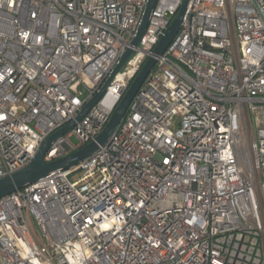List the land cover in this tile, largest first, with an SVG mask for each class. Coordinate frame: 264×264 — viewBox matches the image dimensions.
I'll use <instances>...</instances> for the list:
<instances>
[{
  "label": "built area",
  "instance_id": "built-area-1",
  "mask_svg": "<svg viewBox=\"0 0 264 264\" xmlns=\"http://www.w3.org/2000/svg\"><path fill=\"white\" fill-rule=\"evenodd\" d=\"M182 2L134 47L148 0H0V179L134 48L45 160L94 141ZM0 264H264V0H190L105 144L0 198Z\"/></svg>",
  "mask_w": 264,
  "mask_h": 264
},
{
  "label": "water",
  "instance_id": "water-1",
  "mask_svg": "<svg viewBox=\"0 0 264 264\" xmlns=\"http://www.w3.org/2000/svg\"><path fill=\"white\" fill-rule=\"evenodd\" d=\"M157 0H148L146 8L144 10L143 16L141 18L139 27L137 29L136 36L132 42L134 47H139L140 40L147 28L152 10L156 5ZM190 0H183L178 13L173 18L172 22L165 30L163 36L155 46L153 50V55L149 56L143 65L142 69L124 94L123 98L117 105L115 111L113 112L108 124L105 126L103 131L96 137L94 141L89 142L88 144L82 146L81 148L73 151L61 158L46 161L45 154L47 153L51 144L56 141L58 138L64 136L80 121L84 115L92 109L98 100L102 97L104 92L107 89V86L110 84L115 75L123 68L128 59L134 53V48L128 49L120 58L118 64L114 68L110 77L107 79L106 83L102 86L100 91L96 93L89 102H87L82 110L76 117L75 121L67 124L60 130L49 135L39 147L35 157L24 167L18 169L17 171L3 177L0 179V198L9 195L19 189H22L32 183H35L39 179L59 170H66L77 165L81 160L90 156L95 151L99 149L100 146L105 144L109 136L115 130L121 119L125 116L130 102L133 97L139 90L140 86L143 84L147 75L153 69L156 64V57L160 56L167 49L169 44L172 42L177 32L179 31L184 15L189 7Z\"/></svg>",
  "mask_w": 264,
  "mask_h": 264
},
{
  "label": "rangeland",
  "instance_id": "rangeland-1",
  "mask_svg": "<svg viewBox=\"0 0 264 264\" xmlns=\"http://www.w3.org/2000/svg\"><path fill=\"white\" fill-rule=\"evenodd\" d=\"M70 140H71L75 145H78V144H79V140H78V138H77L76 136H74V135H72V136L70 137ZM80 174H81V173L76 174V175L74 176V178H75V179L78 178V177L80 176Z\"/></svg>",
  "mask_w": 264,
  "mask_h": 264
}]
</instances>
